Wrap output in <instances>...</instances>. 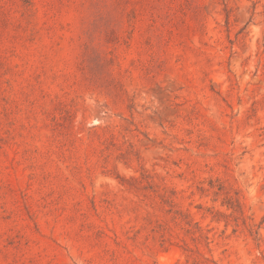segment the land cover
I'll use <instances>...</instances> for the list:
<instances>
[{"label": "rangeland", "instance_id": "rangeland-1", "mask_svg": "<svg viewBox=\"0 0 264 264\" xmlns=\"http://www.w3.org/2000/svg\"><path fill=\"white\" fill-rule=\"evenodd\" d=\"M0 264H264V0H0Z\"/></svg>", "mask_w": 264, "mask_h": 264}]
</instances>
